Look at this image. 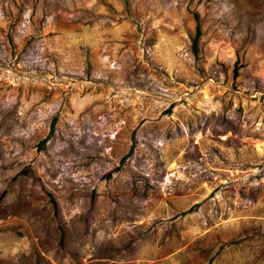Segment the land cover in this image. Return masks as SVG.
I'll return each mask as SVG.
<instances>
[{
	"label": "rangeland",
	"instance_id": "374dc122",
	"mask_svg": "<svg viewBox=\"0 0 264 264\" xmlns=\"http://www.w3.org/2000/svg\"><path fill=\"white\" fill-rule=\"evenodd\" d=\"M0 264H264V0H0Z\"/></svg>",
	"mask_w": 264,
	"mask_h": 264
},
{
	"label": "trees",
	"instance_id": "16d2710c",
	"mask_svg": "<svg viewBox=\"0 0 264 264\" xmlns=\"http://www.w3.org/2000/svg\"><path fill=\"white\" fill-rule=\"evenodd\" d=\"M194 18H195L196 21L198 20L197 14H194ZM200 33L201 32H200V29H199V25L196 24L195 37L193 38V43H192V46H193V48H194L195 51L197 50V48H196L197 39H198Z\"/></svg>",
	"mask_w": 264,
	"mask_h": 264
}]
</instances>
